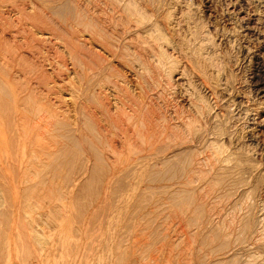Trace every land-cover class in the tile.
<instances>
[{"label":"rangeland","instance_id":"rangeland-1","mask_svg":"<svg viewBox=\"0 0 264 264\" xmlns=\"http://www.w3.org/2000/svg\"><path fill=\"white\" fill-rule=\"evenodd\" d=\"M132 1L141 8L142 13L145 12L144 16L142 14L144 18L141 20L142 24L134 29L139 33L158 24L155 29H161L162 31H159L165 36V41L170 43L162 41L164 44L161 45L170 56L169 61L175 63L172 74H167L166 65L162 67L168 59L163 60L161 68L157 58L154 57L156 62L150 57L148 60L152 58L151 62L147 60L149 64L152 63L150 70L143 72L138 65L139 61L136 62L134 57L130 56L132 59H127L129 58L127 56L122 60L109 55L106 37H103L106 38V42L103 41L105 47L101 44L100 38L96 39L98 35H94L95 38L91 42L88 36L90 27L85 28L89 23L86 0H0V87L3 85L7 89L3 88L6 94L3 92L2 96L0 95V106L2 107V103L8 106L5 108L7 111L10 108L8 101L12 102L10 105H14L15 102L11 109L15 110L16 114L15 111L11 114L19 116L20 113L21 117L19 119L17 116L18 119H15L18 121L15 122L13 119L10 122L7 121L8 115L4 116L0 111V264H211L214 261H219L220 264L230 262L243 264L251 260L252 264L264 263V80L262 82L260 80V76L264 79V0ZM89 14L91 15L90 12ZM93 16L95 19L96 15ZM93 23V28L96 26L93 31L97 32V23L96 21ZM112 23L114 24L113 20ZM111 24L110 30L113 28L112 31H116V24ZM89 47H93V52L89 53ZM99 54L107 60L103 62ZM89 58H93L97 63L103 62L104 68L100 74L94 72L91 82L93 84L87 81L85 75ZM89 84L93 86L94 98L92 95L89 96L92 94L88 90ZM141 85L144 92L149 93L145 94ZM99 87L103 88L102 91L98 90ZM8 91L12 94L17 91L15 94L18 95L14 94L15 100H10L11 93ZM98 92L102 94L99 98L106 95L104 97L108 103L109 114L107 111L104 112L106 121H103L105 126L108 122L107 129H114L113 116L117 117L120 114L124 116L122 109H125L130 116L133 114L130 122L134 125L131 128V140L137 141L138 145L142 142L141 136L146 138L150 136V142H154L153 147L144 150L143 153L141 150L137 156L134 151L128 150L127 138L110 130L115 139L120 140L118 144L124 146L118 149V153H121L118 156L127 159L128 153H133L135 156L133 154L129 156L132 160L137 159L134 160L136 163L132 162L131 167L127 166L128 170L126 167L117 170L119 175L123 176V178L119 176L121 179L119 184L108 183L103 173L98 184L92 183L88 186L79 180L64 182L60 177L75 165L73 160L70 162L73 165H65L63 162L64 166L62 162L60 163L61 167L55 169L58 175L56 178L50 179V176L46 175L48 179L46 178L43 183L37 184V181L32 180L33 182L26 181V184L23 180V173L26 170L22 159L29 158V149L33 143V149L37 144V152L39 149L50 148L58 154L63 149L64 142L61 141L63 138H60V135L65 132L54 123H66L67 120V123L71 122V131L73 133L74 130L76 135L70 133L71 131L67 135H72L77 145L80 143V146L75 144L76 148L72 152L75 151L74 154L77 153L79 157L84 158L85 155L80 154L82 150H86L80 127L85 120L82 119L85 118L84 107L87 100L94 102V99H96L94 105L99 106L100 99L96 97ZM7 94L10 95V99ZM22 97H25L23 98L25 101ZM21 107H24L25 111ZM172 109H175V116L171 113ZM173 116H178V119H174ZM180 119L186 120L187 125L196 121L195 124H191L196 126L192 128L189 126L194 130L191 132H195L192 134L194 142L184 143L183 146L174 144L175 139L182 136V132L187 133L181 126L185 121L181 123ZM19 120L23 121L21 125ZM37 121H40V128L47 126L49 130L52 128L50 132L53 131V134L49 136L55 138L57 135L56 140L51 141L46 136L44 139L46 145L42 139L40 141L42 143H37L36 140L35 144L32 138H37V133L27 130V126ZM146 121L150 127L148 130L141 126V123ZM176 123L178 125H175ZM176 126L181 130L180 135V130ZM23 128L27 131H23L25 130ZM54 130L58 133H54ZM22 131L29 140L23 137L24 133L20 134ZM213 132L216 135L214 137ZM170 133H173V136ZM133 134H136L135 137ZM170 136L174 137L171 142L174 146L168 144V147V141H172ZM213 139L219 141L218 143L222 141L226 146L220 144L225 147L230 146L225 148V151L229 149L228 152L233 154L228 165V162L226 165L224 162H221L224 165L213 162L215 164H211L213 170L209 164L202 165L201 167L205 169L199 170H203L205 179L203 177L202 181L190 183L192 187L185 184L186 182L182 186L178 185L179 181L168 182L162 178L165 177L163 159H168L177 151L176 156H183L188 149L194 150L196 146L197 151L202 153L198 157H207L212 151L209 150L211 148L204 146L210 140L214 141ZM47 143L51 144L46 147ZM22 144H28L30 147L25 146V150ZM238 156L242 161L240 164L237 163V166L235 158ZM77 163L79 166V162ZM87 166L82 168L84 171L87 170L85 172L91 167L90 164ZM37 167L36 170L42 171L46 168ZM52 170L53 168H48L45 171L50 175L55 172ZM113 171L115 172L111 169L105 170L109 174ZM205 171L209 174L204 173ZM78 172L83 173L79 168ZM33 184L34 188L31 186ZM179 186H182L187 198L188 196L190 198L189 201L186 200V204L176 203L175 199V202H172L173 199L169 200L168 195L175 194L177 191L175 189ZM198 211H201L199 216L196 215ZM243 222L249 223V227L242 233ZM218 235L219 240L224 239L226 243L228 242L226 249H220L217 238L213 239L215 236L219 237ZM255 237L260 241L254 240Z\"/></svg>","mask_w":264,"mask_h":264},{"label":"bare ground","instance_id":"bare-ground-1","mask_svg":"<svg viewBox=\"0 0 264 264\" xmlns=\"http://www.w3.org/2000/svg\"><path fill=\"white\" fill-rule=\"evenodd\" d=\"M87 2H88V4L87 3H85L86 5H87V7H86V11H87V17H89L90 18V20H88L87 19V21H89V23L88 24H86L85 26V28H88L89 29V27H90V31H88V29H87V31L89 32V34H88V36L90 37V41L91 42H93V38H95V36L96 35H98V38H96V39H98L99 40V38H100V40L102 41V45H103V43L104 42H106V38L108 39L107 40V44L108 45H106V46H108V53H109V55H111V56H117V57H119L120 59H126V57L128 56L129 58H127V59H130L131 57H134V60L136 61V62H138L139 61V67L141 68V70L143 71V72H149V70H150V65H152V63L151 64H149L148 63V61L149 62H151L150 60L152 59V58H157L156 60L160 63V67H161V64H162V62H163V60L165 61V59H168V60H166L167 62L166 63H164V64H162V67H164L165 65H166V69H168V70H165V71H167V74L168 75H170V73L172 74V70L174 69V64H173V61H169V59H170V56L164 51V49H163V47H162V45L161 44H164V43H162V41H164V42H167V40L165 41V36H163V33L161 32L162 30L161 29H159V30H161V31H159L158 29H155V26H157V25H155L154 27L152 26V28L151 29H144L142 32L141 31H139V33H138V31H136L135 29H134V27H138V25H141L142 23V21L141 20H143L144 18H143V16H144V13H142L141 12V8H139L138 6H136V4L134 3V1H132V0H86ZM2 2V1H1ZM56 2V1H55ZM64 2V1H63ZM70 2V1H69ZM137 2V1H136ZM16 3V2H15ZM72 4V3H71ZM52 5V4H51ZM63 5H64V3H63ZM85 5V6H86ZM142 5V4H141ZM22 6V5H21ZM84 6V7H85ZM15 8V7H14ZM85 9V8H84ZM20 10V9H19ZM17 11V10H16ZM84 12V11H83ZM89 12L91 13V15L89 14ZM96 15L95 16V19H94V14ZM142 14H143V16H142ZM115 15V16H114ZM147 16V15H146ZM146 16H145V19H146ZM114 17H115V19H114ZM143 18V19H142ZM149 18V17H148ZM111 20H113L114 21V24L113 25H115L116 24V31H112V29L110 30V24H111ZM93 21H96V25H97V28H98V30H97V32L95 31H93V29H95V27L96 26H94V28H93ZM145 21V20H144ZM144 21H143V23H144ZM147 21V20H146ZM86 23V22H85ZM141 23V24H140ZM111 24V25H112ZM38 25V24H37ZM145 26V25H144ZM118 27V28H117ZM114 28H115V26H114ZM137 29V28H136ZM15 30V29H14ZM108 30L110 31V32H108ZM135 32H134V31ZM138 30V29H137ZM141 30V29H140ZM22 33V32H21ZM95 35V36H94ZM103 37H106L105 39L103 38ZM102 38V39H101ZM168 38V37H167ZM88 41V40H87ZM104 41V42H103ZM113 41V42H112ZM171 42V44H172V41H170ZM100 43V42H99ZM167 43H169V42H167ZM18 44V43H17ZM105 44V43H104ZM140 44V46H138ZM170 44V43H169ZM104 47H105V45H103ZM20 47V46H19ZM103 47V48H104ZM89 49H90V51H89V53H91V52H93L92 51V49H93V47L91 48V47H89ZM106 49V48H105ZM106 49V50H107ZM18 50V49H17ZM104 50V49H103ZM23 51V50H22ZM18 53V52H17ZM107 53V54H108ZM32 54V53H31ZM92 55V54H91ZM90 55V56H91ZM22 56V55H21ZM40 56V55H39ZM89 56V57H90ZM103 56H105V55H103ZM131 56V57H130ZM99 57L100 58H102V60H103V62H104V60H107V59H105V57L103 58V57H101L100 56V54H99ZM150 57H152L150 60H148ZM93 58H94V56H93ZM93 58H89V62H88V65L87 64H85V65H87V73L85 74L86 76H87V78H88V82L89 83H91L92 81H93V77H94V75H95V73H98V74H100L99 72L101 71L102 72V70L104 69L103 68V66H102V64H103V62H101V63H97V62H95L94 60H93ZM155 58L153 59V61L155 60ZM96 59V58H95ZM132 59V58H131ZM1 60H3V57L1 58ZM6 60H7V58H6ZM32 60V59H31ZM85 60V59H84ZM101 60V61H102ZM148 60V61H147ZM155 60V61H156ZM41 61V60H40ZM98 61V60H97ZM131 61V60H130ZM133 61V60H132ZM131 61V62H132ZM152 61V62H153ZM156 61V62H157ZM175 61V60H174ZM177 61V60H176ZM10 62H12V61H10ZM126 62H127V60H126ZM131 62H129L130 64H131ZM2 63H4V61L2 62ZM128 63V62H127ZM132 63H134V61L132 62ZM5 64V63H4ZM12 64V63H11ZM156 64V63H155ZM106 65V64H105ZM112 65V64H111ZM1 66V65H0ZM81 66V65H80ZM157 66H159L158 64H157ZM3 67V66H2ZM5 67V66H4ZM50 67V66H49ZM155 67V66H154ZM161 67V68H162ZM11 68V67H10ZM34 68V67H33ZM111 68V67H110ZM109 68V70H111ZM176 68V67H175ZM2 69V68H1ZM6 69V68H5ZM4 69V70H5ZM15 69V68H14ZM113 69V68H112ZM85 71H86V69H85ZM96 71V72H95ZM169 71V72H168ZM28 72V71H27ZM30 72V71H29ZM95 72V73H94ZM23 73V72H22ZM31 73V72H30ZM35 73V72H34ZM43 73V72H42ZM46 73V72H45ZM44 73V74H45ZM102 74V73H101ZM108 74V73H107ZM144 74H146V73H144ZM164 74H166V73H164ZM3 75V74H2ZM15 75V74H14ZM24 75V74H23ZM150 75V74H149ZM256 75V74H255ZM21 76H22V74H21ZM25 76V75H24ZM31 76V75H30ZM46 76V75H45ZM167 76V75H166ZM43 77V76H42ZM139 77V76H138ZM150 77H152V75L150 76ZM168 77V76H167ZM259 77V76H258ZM45 78V77H44ZM112 78V77H111ZM141 78V77H140ZM143 78H144V76H143ZM24 79V78H23ZM150 79V78H149ZM164 79V78H163ZM22 80V79H21ZM101 80H103V78L101 79ZM154 80V79H153ZM260 80H261V82H262V80H264V79H262V77L260 76ZM24 81V80H23ZM52 81V80H51ZM96 81V80H95ZM108 81V80H107ZM34 82V81H33ZM45 82V81H44ZM97 82H98V80H97ZM109 82V81H108ZM146 81H143V83H145ZM168 82V81H167ZM11 83H13V82H11ZM104 83V82H103ZM91 84H93V83H91ZM107 84V83H106ZM111 84V83H110ZM148 84V83H147ZM2 85V84H1ZM53 85V84H52ZM97 85V84H96ZM143 85V84H142ZM141 85V86H142ZM146 85V84H145ZM157 85V84H156ZM168 85V84H167ZM25 86V85H24ZM99 86H101V85H99ZM103 86V85H102ZM149 86V84L147 85V87ZM2 87V88H1ZM0 87V95L2 96V94H3V92H5L4 90L6 89L3 85ZM35 87V86H34ZM53 87V86H52ZM166 87V86H165ZM3 88H5L4 90H3ZM22 88V87H21ZM32 88V87H31ZM38 88V87H37ZM54 88V87H53ZM96 88V87H95ZM144 87L142 86V90H143V92H144V89H143ZM150 88V87H149ZM30 89V88H29ZM91 89H93V86H90V84H89V86H88V90L89 91H91L92 92V94H89V96L90 95H92V98H94L93 97V95H95V92H94V89L93 90H91ZM101 90V89H103V88H98V90ZM145 89H147V88H145ZM260 89V88H259ZM7 90V89H6ZM14 90V89H13ZM25 90V89H24ZM97 90V89H96ZM141 90V91H142ZM165 90V89H164ZM171 90V89H170ZM15 91V90H14ZM22 91L23 90H21V93L20 94H22ZM30 91V90H29ZM53 91V90H52ZM102 91V90H101ZM215 91V90H214ZM259 91V90H258ZM8 92H10V91H8ZM17 92V91H16ZM16 92H13L14 94L16 93ZM26 92V91H25ZM11 93V92H10ZM99 93V92H98ZM145 94H147V93H149L148 91H145L144 92ZM143 93V94H144ZM217 93V92H216ZM5 94H6V92H5ZM4 94V95H5ZM12 94L11 93V99H10V95H8L7 94V96H9V99L10 100H15L14 99V96L15 95H18V93L17 94ZM106 94V93H105ZM13 95V96H12ZM27 95H29V94H27ZM100 95H102L101 93H99L98 94V96H96V97H100ZM131 95V94H130ZM158 95V94H157ZM32 96H33V94H32ZM35 96V95H34ZM104 96H106V95H104ZM101 97V98H99L100 99V102L98 101V103H99V106L98 105H94V102H95V100L96 99H94V102H92V100H87V102H86V104L84 103V105H86L84 108H85V118H82V119H85L82 123H83V125L79 122V124H81L82 126H80L81 127V129H82V131H83V137H84V142L83 143H85L84 145L86 146V150L84 149V150H82L81 152H80V150L79 149H76L77 150V152L79 151L80 152V154H82V155H85L84 156V158H82L81 156L79 157L78 156V154L76 153V154H74V152L75 151H73L72 152V150L74 149V148H76V141L74 140V137L72 136V135H67V133L68 132H70L71 131V122H70V118H69V122L70 123H67V121H66V123H63V122H59V123H54V124H57L58 125V128H61V129H63L64 130V132L65 133H61V135H60V138H63V140H61V141H63L64 142V145H63V143H61L63 146H62V150H61V153H59L60 151V149L58 150L59 152H58V154L57 153H55V152H57V151H55V150H51L50 148L48 149V148H45V149H39V151L37 152L36 150H38V147H36V140H37V143H39L40 141H42V140H44L45 138H46V136H48L49 138H50V140L52 141V140H56L55 138L56 137H58L57 135H56V137L54 138V137H52V136H49V135H51V134H53V131H52V133L50 132V130L52 129V128H50V130L49 129H47L48 128V126L47 127H42V128H40L41 126L39 125V122L40 121H37L35 124H33V123H30V126L28 125H26L27 127H25V128H27V130H33V131H36V133H37V138H35V139H33L32 138V140H33V142H35V146H34V149L32 148V146L34 145V143H33V145H31L32 143H30V145H31V147L28 145L29 143V141H27L26 139V141H27V143L28 144H22V147H23V149H25L26 150V148L28 147H30V155H29V158L27 157V158H25V159H22V163H23V165L25 166V170H26V172H24L23 173V180L25 181V183H26V181H31V182H33L32 180H34V181H37V184L38 183H43L45 180H46V175L50 178V179H53V178H56L58 175L56 174V171H55V169H57V168H60L61 167V164H63L64 165V163H65V165H69V164H72V163H70V162H75V165L73 166V167H71V168H69V172L67 173H65V175H62L61 177H60V174H59V177L60 178H62V180L64 181V182H68V183H70V181H75V180H79L80 181V183H81V181L82 182H84L85 184H87L88 186L89 185H91L92 183L94 184V183H97L98 184V182H101L100 180H102V173L103 174H105V179L106 180H108V183H113V184H119V181L121 180L120 179V177L119 176H122V175H119V173L117 172V170H119L120 168H125L126 167V169L128 170L129 168H127V166H129V167H131V164H132V162H135V161H137V159L134 161V160H132V157H130L129 156V154L130 155H132L133 153H135L136 155H137V153L138 152H140L141 150H142V153H143V151L144 150H148V149H151L152 147H153V143L154 142H150V140L151 139H149V138H151L150 136H149V138L147 137H142L141 135V138H143L141 141V143L140 144H138V145H136V143H137V141L135 142L134 140H131V128H133L132 126H134V125H132V124H130V122H131V119H132V115L130 116V114L125 110V109H122V112H123V114H124V116H121V114L120 115H118L117 117H114L113 116V118H114V129H111V128H109V129H107V126H108V122H107V126H105V124H104V122L106 121V119H105V114L107 113V114H109V110H108V108H107V101H106V99H105V97ZM141 96V95H140ZM160 96V95H159ZM19 97V96H18ZM125 97V96H124ZM152 97V96H151ZM200 97V96H199ZM25 99V97H22V100H24ZM36 98V97H35ZM77 98V97H76ZM154 98V97H153ZM27 99V98H26ZM88 99H90V98H88ZM109 99V98H108ZM199 99V98H198ZM3 100V99H2ZM1 100V101H2ZM12 100V101H13ZM21 100V99H20ZM19 100V101H20ZM36 100V99H35ZM57 100V99H56ZM85 100V99H84ZM98 100V99H97ZM7 101H8V98H7ZM25 101V100H24ZM141 101H143V100H141ZM193 101V100H192ZM17 102V101H16ZM22 102V104H23V101H21ZM27 103H28V101H26ZM139 102V101H138ZM170 102V101H169ZM197 102V101H196ZM200 102V101H199ZM11 104L12 102H10V101H8V104ZM26 103V104H27ZM30 103V102H29ZM56 103V102H55ZM96 103V102H95ZM174 103V102H173ZM9 104V106H10V108H9V110H5V108L6 107H8V106H5V105H3V103H2V107H4V108H2L1 106V110L0 111H2L1 113L4 115V116H7L8 115V118H7V121H10V122H12V120L13 121H15V120H17L18 119V117H19V119L21 118L20 117V113H19V116H18V114L17 115H15L16 114V111H15V114L13 115V114H11V112L13 111L11 108V106H14L15 105V102H14V105H10ZM118 104V103H117ZM138 104V103H137ZM140 104V103H139ZM163 104V103H162ZM191 104H193V103H191ZM197 104V103H196ZM200 104V103H199ZM198 104V105H199ZM216 104V103H215ZM0 105H1V102H0ZM17 105V104H16ZM24 105V104H23ZM22 105V106H23ZM173 105V104H172ZM205 105V104H204ZM18 106L20 107V105L18 104ZM26 106V105H25ZM36 106V105H35ZM59 106V105H58ZM145 106V105H144ZM195 106V105H194ZM27 107V106H26ZM83 107V106H82ZM110 107V106H109ZM176 107H177V105H176ZM179 107V106H178ZM198 107V106H197ZM22 109L24 108V107H21ZM21 108H19V109H21ZM132 108V107H131ZM147 108V107H146ZM149 108V107H148ZM194 108V107H193ZM7 109V108H6ZM25 109V108H24ZM23 109V110H24ZM36 109H38V108H36ZM121 109V108H120ZM130 109V108H129ZM134 109V108H133ZM150 109V108H149ZM178 109V108H177ZM180 109V108H179ZM200 109V108H199ZM198 109V110H199ZM5 110V112L7 113V114H5V112L3 113V111ZM39 110V109H38ZM136 110V109H135ZM142 110H144V109H142ZM175 110V109H174ZM174 110L172 109L171 111V113H172V115H174ZM197 110V111H198ZM13 111V112H14ZM25 111V110H24ZM24 111H23V113H24ZM57 111V110H56ZM81 111V110H80ZM107 111V112H106ZM146 111V110H145ZM150 111V110H149ZM177 111V110H176ZM194 111H196V109H194ZM207 111V110H206ZM12 112V113H13ZM31 112H33V109H32V111ZM43 112V111H42ZM104 112H106V113H104ZM178 112V111H177ZM177 112H175V113H177ZM182 112L183 111H181V114H182ZM22 113V114H23ZM26 113H27V111H26ZM36 113V112H35ZM64 113V112H63ZM62 113V114H63ZM66 113V112H65ZM114 113V112H113ZM118 113H120V112H118ZM135 113V112H134ZM142 113H144L143 111H142ZM155 113V112H154ZM198 113H200V110L198 111ZM202 113H204V112H202ZM10 114L12 115V116H10ZM180 114V115H181ZM185 114V113H184ZM193 114V113H192ZM2 115V116H3ZM147 115V114H146ZM176 115V114H175ZM174 115V116H175ZM179 114H178V116H180ZM195 115V114H194ZM18 116V117H17ZM25 116V115H24ZM24 116H22V117H24ZM26 116H27V114H26ZM49 116V115H48ZM62 116H64V115H62ZM81 116V115H80ZM82 116H83V114H82ZM143 116H145V115H143ZM148 116V115H147ZM147 116H145V117H147ZM173 116V117H174ZM178 116L177 117H174V119L176 118V119H178ZM183 115H181V117H182ZM192 116V115H191ZM206 116V115H205ZM41 117V116H40ZM47 117V116H46ZM65 117V116H64ZM160 117V116H159ZM163 117V116H162ZM184 117V116H183ZM199 117V116H198ZM3 118V117H2ZM15 118H17V119H15ZM61 118V117H60ZM166 118H169V117H166ZM186 118H188V116H186ZM185 118V119H186ZM193 118H195V117H193ZM192 118V119H193ZM200 118V117H199ZM199 118H197L198 120H200ZM222 118H224V117H222ZM1 119V118H0ZM39 119V118H38ZM40 119H42V118H40ZM54 119V118H53ZM73 119V118H72ZM112 119V118H111ZM134 119V118H133ZM161 119V118H160ZM170 119H172V118H170ZM170 119H168L169 121H170ZM189 119V118H188ZM187 119V120H188ZM21 120H23V119H21ZM21 120H19L20 121V125L22 124L21 122H23V121H21ZM147 120V119H146ZM155 120V119H154ZM166 120V119H165ZM181 120V119H180ZM184 120V119H183ZM183 120H181L180 122L182 123V121ZM202 120V119H201ZM2 121V120H1ZM7 121H5L6 123H7ZM18 121V120H17ZM53 121V120H52ZM72 121V120H71ZM104 121V122H103ZM141 121V120H140ZM139 121V122H140ZM167 121V120H166ZM168 121V122H169ZM177 121H179V120H177ZM185 121V125L184 124H182L181 126L182 127H184L185 129L184 130H186L187 131V133H185V131L184 132H182L181 133V137H182V140H181V137H179L178 135H176V136H178L179 138L178 139H180V141L178 140V139H175L176 141L178 140V142H176L175 140V143L174 144H178V146H181V144H182V146L184 145V143H192V141L194 142V138H192V134L194 135V133L193 132H191V131H194V130H192L191 128L192 127H194V126H196V125H194V126H191V124L192 123H194L195 124V122H192V123H190V121H191V119L189 120V122L188 123H190V125H187V123H186V120H184ZM183 121V122H184ZM194 121V120H193ZM204 121V120H203ZM16 122V121H15ZM25 122V121H24ZM30 122V121H29ZM29 122H27V123H29ZM43 122V121H42ZM78 122V121H77ZM77 122H75V124L77 123ZM112 122V121H111ZM153 122V121H152ZM201 122V121H200ZM74 123V122H73ZM103 123V124H102ZM146 123H148L147 121L146 122H142L141 124V126H142V128L144 129V130H148L150 127H149V124L147 125ZM180 123V124H181ZM8 124H10V123H8ZM8 124H6V125H8ZM140 124V123H139ZM169 124V123H168ZM171 124V123H170ZM199 124V123H198ZM201 124V123H200ZM206 124V123H205ZM32 125V126H31ZM74 124H72V126H73ZM109 125H111V124H109ZM155 125V124H154ZM153 125V126H154ZM175 125H178L177 123L175 124ZM174 125V126H175ZM217 125V124H216ZM53 126H56V125H53ZM77 126V125H76ZM138 126V128L140 127L139 125H137ZM189 126H191V128H189ZM198 126V125H197ZM200 126V125H199ZM198 126V127H199ZM8 127H9V125H8ZM18 128H19V125L17 126ZM17 127H14L13 126V128H17ZM21 127V126H20ZM79 126H77V128H78ZM79 127V128H80ZM109 127H112V126H109ZM165 127V126H164ZM181 127V129H183ZM204 127V126H203ZM25 128H23V129H25ZM55 128V127H54ZM53 128V129H54ZM75 128V127H74ZM73 128V129H74ZM141 128V129H142ZM175 128V127H174ZM176 128H178L177 126H176ZM175 128V129H176ZM197 128V127H196ZM220 128V127H219ZM7 128H5V130H6ZM8 129H10V128H8ZM7 129V130H8ZM21 129V128H20ZM60 129V130H61ZM140 129V130H141ZM142 129V130H143ZM171 129H173V128H171ZM188 129V130H187ZM198 129V128H197ZM216 129V128H215ZM17 130H19V129H17ZM16 130V131H17ZM26 129L25 130H23V131H27ZM59 130V131H60ZM77 130V129H76ZM110 130H113V133L114 134H119L120 136H122V137H124V138H127L126 140H129V142L127 143V147H128V150H130V151H134L132 154L131 153H128V156L130 157V158H128V156H127V159H122V158H120L118 155H121V153L119 154L118 153V149L121 147H124V146H122V145H120V144H118L119 142L118 141H120V140H116L115 139V137H114V134H112V133H110ZM178 130H180V128H178ZM202 130H203V128H202ZM15 131V132H16ZM21 132L20 134H22V133H24L25 134V132ZM55 131V130H54ZM62 131V130H61ZM138 131V130H137ZM154 131V130H153ZM170 131H172V130H170ZM169 131V132H170ZM183 131V130H182ZM200 131V130H199ZM212 131V130H211ZM213 131H214V129H213ZM11 132V131H10ZM79 132H81V130L79 131ZM145 132V131H144ZM149 132V131H148ZM175 132V131H174ZM173 132V133H174ZM180 132H181V130L179 131V135H180ZM217 132V131H216ZM220 132V131H219ZM222 133H223V130L221 131ZM7 133V132H6ZM54 133H58V132H54ZM70 133H72V131L70 132ZM69 133V134H70ZM137 133V132H136ZM173 133L171 134L170 133V135H172L173 136ZM185 133V134H184ZM3 134V133H2ZM73 135L75 134L74 133V130H73V133H72ZM147 134V133H146ZM217 134V133H216ZM76 135V134H75ZM74 135V136H75ZM115 135V136H116ZM134 135V134H133ZM132 135V136H133ZM136 135V134H135ZM135 135H134V137H135ZM144 135V134H143ZM174 135V136H175ZM195 135H197V134H195ZM202 135V134H201ZM207 135V134H206ZM14 136V135H13ZM23 136V135H22ZM35 136V135H34ZM79 136V135H78ZM139 136V137H140ZM158 136H160V134L158 135ZM168 136V135H167ZM172 136H170L169 138L172 140L173 138H172ZM204 136V135H203ZM202 136V137H203ZM210 136V135H209ZM209 136L207 137L208 139H209ZM214 136H216L215 135V133L213 132V137ZM223 136V135H222ZM23 137H26V134H25V136H23ZM22 137V139H24ZM51 137H52V139H51ZM118 137V136H117ZM133 137V138H134ZM155 137V136H154ZM166 137V136H165ZM205 137V136H204ZM203 137V138H204ZM211 137V136H210ZM221 137V136H220ZM219 137V138H220ZM224 137V136H223ZM17 139H18V137H16ZM26 138H28V136L26 137ZM48 138V139H49ZM59 138V139H60ZM120 138V137H119ZM176 138V137H175ZM216 138H218V137H216ZM16 139V140H17ZM21 139V140H22ZM42 139V140H41ZM59 139H57L58 141H60ZM76 139H77V136H76ZM118 139V138H117ZM136 139H137V137H136ZM152 139H154L153 137H152ZM158 139V138H157ZM196 139V138H195ZM200 139H201V137H200ZM4 140V139H3ZM19 141H20V139H18ZM24 140V141H25ZM28 140H29V138H28ZM65 140V141H64ZM78 140V139H77ZM121 140H122V138H121ZM125 140V141H126ZM205 140H206V138H205ZM214 140V139H213ZM220 140V139H219ZM232 139H230V141H231ZM15 141V140H14ZM23 141V140H22ZM60 141V142H61ZM139 141V140H138ZM155 141V140H154ZM166 141H168L167 139H166ZM165 141V142H166ZM199 141V140H198ZM198 141H197V143H198ZM207 141H209V140H207ZM207 141H204V143L205 142H207ZM217 140H214V141H211L210 140V142H207V144L205 145L204 143V147H208V149L209 148H211V149H209V150H211L212 152H210L207 148H205L206 149V151H208V152H210L211 153V155H207V157H198V156H200V154H202V153H199L198 151H197V149H196V147L194 148V150L193 149H188V152L186 153V154H184L183 156H181L179 153H181V152H179L178 153V155H180V156H176V154H177V152H176V154H172L173 155V157H172V155H171V157L169 156V158L168 159H163L161 162H162V165L164 164L165 165V169H163L164 171H165V177H162V178H165L168 182L170 181H179V183H178V185L180 184V185H182V186H184L183 184L185 183V184H190V183H192V182H194V181H202V179H203V177H204V179H205V174L203 175V170H199V169H201L203 166H205V164H209V167H210V169L211 170H213L212 168H213V165H211V164H214L213 162H215V164H216V162H218V163H223L224 162V164L226 165V163H227V165L229 164V161H230V159L232 160V157H233V154H232V152L230 153V152H228V150L227 151H225V148L227 149L228 147L230 148V146H228V147H225L226 146V144L224 143H222V141L220 142V143H222L223 145H225V146H223L222 144H220V143H218V142H216ZM17 142V141H16ZM44 142H45V140H44ZM47 142H48V140H47ZM60 142H58V144H60ZM122 142V141H121ZM164 142V143H165ZM169 143H167V146L169 147V145L171 144V142H173V140L172 141H168ZM200 142V141H199ZM228 142V141H227ZM232 142V141H231ZM14 143V142H13ZM20 143H21V141H20ZM40 143H42V142H40ZM53 143V142H52ZM54 143H56V142H54ZM82 143V142H81ZM209 143V144H208ZM48 144H51V143H47V146L46 147H48ZM76 144V145H75ZM80 144V143H79ZM78 144V145H79ZM166 144V143H165ZM164 144V145H165ZM169 144V145H168ZM227 144H229V143H227ZM231 144V143H230ZM39 146H40V144H38ZM44 145H46V142H45V144ZM44 145H42L41 144V146H44ZM54 145V144H53ZM57 144H55L54 146H56ZM77 145V146H78ZM159 145H160V143H159ZM171 145H173V143L171 144ZM185 145H187V144H185ZM190 145H192V144H190ZM194 145V144H193ZM192 145V146H193ZM13 146V145H12ZM16 146V145H15ZM25 146H26V148H25ZM80 146V145H79ZM158 146V145H157ZM167 146H165V147H167ZM174 146V145H173ZM176 146V145H175ZM198 146H200V145H198ZM49 147H50V145H49ZM61 147V146H60ZM126 147V148H127ZM160 147V146H159ZM162 147V146H161ZM167 147V148H168ZM44 148V147H43ZM164 148V147H163ZM193 148V147H192ZM56 149V148H55ZM83 149V148H82ZM159 149V148H158ZM177 149V148H176ZM204 149V150H205ZM25 150H23V151H25ZM28 150V149H27ZM163 150V149H162ZM166 150V149H165ZM169 150V149H168ZM167 150V151H168ZM202 150H203V148H202ZM179 151H181V150H179ZM182 151H185V150H182ZM199 151H201L200 149H199ZM231 151V150H230ZM14 152V151H13ZM145 152V151H144ZM159 152V151H158ZM203 152V151H202ZM224 152H228V153H224ZM24 153V152H23ZM55 153V154H54ZM141 153V152H140ZM153 153V152H152ZM170 153V152H169ZM184 153V152H183ZM207 153V152H206ZM223 153H224V157L222 156L223 155ZM243 153V152H242ZM57 154V155H56ZM139 154V153H138ZM147 154V153H146ZM156 154H157V152H156ZM171 154V153H170ZM182 154V153H181ZM205 154V153H204ZM226 154V155H225ZM228 154V155H227ZM134 155V154H133ZM140 155V154H139ZM135 156V155H134ZM138 156V155H137ZM201 156H206V155H201ZM209 156V157H208ZM79 157V158H78ZM149 157V156H148ZM77 158V159H76ZM145 159H146V157H144ZM151 158V157H150ZM153 158V157H152ZM170 158H172V159H170ZM239 158V156L237 157V158H235L236 159V161H235V163L237 164V163H239L240 164V162L242 161V160H240V159H238ZM234 159V158H233ZM73 160V161H72ZM138 160H141V158L139 159L138 158ZM154 160V159H153ZM246 160V159H245ZM79 162V166H78V163L77 162ZM62 162V163H61ZM64 162V163H63ZM142 162V161H141ZM160 162V161H159ZM160 162V163H161ZM232 162V161H231ZM230 162V163H231ZM246 162V161H245ZM61 163V164H60ZM122 163V164H121ZM136 163V162H135ZM139 163V162H138ZM221 163V164H222ZM233 163H234V161H233ZM247 163H249L248 161H247ZM87 164H90L91 165V167L89 168V171L88 172H85V171H87V170H83L84 169V167L86 168V166H87ZM123 164H124V166H123ZM134 164V163H133ZM167 164V165H166ZM214 164V165H215ZM224 164H222V165H224ZM235 164V165H236ZM64 165V166H65ZM73 165V164H72ZM76 165H77V167H76ZM136 165V164H135ZM164 165H163V167H164ZM203 165V166H202ZM211 165V166H210ZM218 165V164H217ZM216 165V166H217ZM243 165V164H242ZM37 166H43V168L44 167H46V168H44L45 170H47L48 168L49 169H51V168H53V174H50L49 175V173H46L47 171H42V169L41 170H36V167ZM63 166V167H64ZM71 166V165H70ZM70 166H67V167H70ZM151 166V165H150ZM202 166V167H201ZM237 166H238V164H237ZM66 167V168H67ZM152 167V166H151ZM154 167H155V165H154ZM162 167V168H163ZM200 167V168H199ZM207 167V166H206ZM208 167V168H209ZM212 167V168H211ZM220 167H221V165H220ZM235 167V166H234ZM31 168H34V170L32 171V169ZM38 168V167H37ZM65 168V167H64ZM77 168V169H76ZM78 168L79 169H81L82 170V172L83 173H79L78 172ZM83 168V169H82ZM87 168H88V166H87ZM161 168V169H162ZM237 168H240V167H237ZM107 169H111V170H115V172L113 171V173L111 174H109V173H106L105 172V170L107 171ZM157 169V168H156ZM202 169H205V167L204 168H202ZM223 169V168H222ZM227 169V168H226ZM225 169V170H226ZM75 170V171H74ZM77 170V171H76ZM210 170V171H211ZM231 170V169H230ZM60 171V170H59ZM67 171H68V169H67ZM120 171V170H119ZM201 171V172H200ZM229 171V170H228ZM50 172V171H49ZM81 172V171H80ZM101 172V173H100ZM105 172V173H104ZM193 172V173H192ZM58 173V172H57ZM73 173H78V174H76V175H74ZM100 173V174H99ZM158 173V172H157ZM187 173H189V174H191L192 173V175L194 174V176H192V175H187ZM204 173H208V172H204ZM218 173V172H217ZM221 173V172H220ZM223 173V172H222ZM73 174V175H72ZM128 174V173H127ZM154 174V173H153ZM209 174V173H208ZM57 175V176H56ZM123 175H125V174H123ZM133 175V174H132ZM158 175V174H157ZM127 176V175H126ZM151 176V175H150ZM153 176V175H152ZM159 176V175H158ZM190 176H192V177H190ZM58 177V178H59ZM125 177V176H124ZM128 177V176H127ZM207 177V176H206ZM224 177V176H223ZM59 178V179H60ZM121 178H123V176L121 177ZM152 178V177H151ZM162 178H160V179H162ZM185 178V179H184ZM228 178V177H227ZM48 179V178H47ZM126 179V178H125ZM201 179V180H200ZM203 179V180H204ZM55 180V179H54ZM57 181H58V179H56ZM155 180V179H154ZM154 180H151V181H154ZM208 180V179H207ZM209 181V180H208ZM48 182V181H47ZM166 182V181H165ZM167 182V183H168ZM120 183H122V182H120ZM27 184V183H26ZM34 184H36V183H34ZM34 184L33 185H31V186H33L32 188H34ZM208 184V183H207ZM29 185H30V183H29ZM174 185V184H173ZM176 185V184H175ZM177 185V186H178ZM172 186V185H171ZM181 186V187H182ZM194 186V185H193ZM28 187H30V186H28ZM43 187V186H42ZM180 187V186H179ZM177 188V189H175V190H177V191H175V190H173V191H175V194L173 193V191H171V193H173V194H170V195H168L169 196V200L170 199H173L172 200V202L174 201V199L176 200V203H184V204H186L187 203V199H188V201L190 200V198H189V196H188V198H187V195L184 193L185 191L180 187V188ZM188 187V186H187ZM189 187H192V185L190 184L189 185ZM31 188V189H32ZM78 188V187H77ZM169 188H170V186H169ZM169 188H167V189H169ZM171 188H174V187H171ZM181 189V190H180ZM188 189V188H187ZM33 190V189H32ZM30 191V190H29ZM28 191V192H29ZM48 191V190H47ZM164 191V190H163ZM25 192H27V189L25 190ZM165 192V191H164ZM194 192V191H193ZM198 192V191H197ZM30 193V192H29ZM188 193H190V192H188ZM192 193V192H191ZM247 193V192H246ZM50 194V193H49ZM87 194V193H86ZM177 194H178V196H177ZM198 194V193H197ZM193 195H194V193H193ZM242 195V194H241ZM167 196V197H168ZM174 196V197H173ZM175 196H177V197H175ZM194 199V198H193ZM192 200V199H191ZM171 202V201H170ZM175 202V201H174ZM192 203V202H191ZM237 203V202H236ZM175 204V203H174ZM188 205H189V202H188ZM174 206V205H173ZM177 206V205H176ZM185 207V206H184ZM212 207V206H211ZM181 208H182V206H181ZM186 209V208H185ZM187 209H189L188 207H187ZM195 209V208H194ZM199 209V208H198ZM210 209V208H209ZM184 210V209H183ZM202 210V209H201ZM186 211V210H185ZM188 211V210H187ZM208 212V211H207ZM194 213H196L195 211H194ZM203 213V212H202ZM201 214V211H198L197 212V214L196 215H200ZM210 215V214H209ZM245 215V214H244ZM242 216V215H241ZM197 218H199V217H197ZM194 219H195V217H194ZM244 220V219H243ZM200 221V220H199ZM198 221V222H199ZM190 222V221H189ZM194 223V222H193ZM195 226V225H194ZM200 226V225H199ZM198 226V228H200ZM187 227H188V225H187ZM249 227V223H244L243 222V225H242V233H243V231H245V229L246 228H248ZM241 228V227H240ZM239 228V229H240ZM214 229V228H213ZM222 229V228H221ZM231 229V228H230ZM204 230V229H203ZM202 230V231H203ZM240 230V231H241ZM252 230V229H251ZM253 230H254V228H253ZM262 230H263V228H262ZM261 230V231H262ZM239 231V232H240ZM215 232V231H214ZM225 232V231H224ZM232 232V231H231ZM256 232V231H255ZM264 232V231H263ZM261 233V232H260ZM214 234V233H213ZM256 234V233H255ZM261 234H263V233H261ZM209 235V234H208ZM214 235H216V233L214 234ZM241 235V234H240ZM239 235V236H240ZM253 235H254V233H253ZM259 235V234H258ZM219 236V235H218ZM211 237V236H210ZM230 237V236H229ZM250 237V236H249ZM261 237V236H260ZM216 238H217V242H218V245H219V247H220V249H226L225 247L226 246H228V242L226 243V241L223 239V240H219L220 239V236L219 237H216L215 236V238H213L214 240H216ZM240 238V237H239ZM213 239H212V241H213ZM241 239V238H240ZM248 239V238H247ZM254 240H257L256 239V237L255 238H253ZM259 239V238H258ZM204 240H205V238H204ZM229 240V239H228ZM236 240H237V238H236ZM237 241H239V240H237ZM236 241V242H237ZM260 241V240H259ZM258 240H257V242H259ZM201 242H203V241H201ZM232 242V241H231ZM253 242H256V241H253ZM204 243V242H203ZM249 243V242H248ZM247 243V244H248ZM262 243V242H261ZM198 244V243H197ZM241 243L239 242V245H240ZM244 244V243H243ZM251 244H252V242H251ZM255 244V243H254ZM205 245V244H204ZM208 245V244H207ZM209 245H212V244H209ZM215 245V244H214ZM217 245V244H216ZM217 245V246H218ZM253 246V245H252ZM202 247H204V246H202ZM206 248H207V246H205ZM218 247V248H219ZM200 248H201V246H200ZM217 248V249H218ZM228 248V247H227ZM255 248V247H254ZM202 249V248H201ZM216 249V250H217ZM247 250V249H246ZM211 251V250H210ZM215 251V250H214ZM240 251V250H239ZM241 251H243V250H241ZM252 251V250H251ZM219 252V251H218ZM231 252V251H230ZM226 253V252H225ZM237 253V252H236ZM207 254H209V253H207ZM248 254V253H247ZM210 256V255H209ZM208 256V257H209ZM215 256V255H214ZM214 256H213V259H214ZM228 256H230V255H228ZM236 256V255H235ZM204 257V256H203ZM211 257V256H210ZM217 257V256H216ZM232 257V256H231ZM245 257V256H244ZM247 257V256H246ZM250 257V256H249ZM235 258V257H234ZM248 258V257H247ZM246 259V258H245ZM252 259V258H251ZM250 259V260H251ZM202 260V259H201ZM224 260H226V259H224ZM256 260V259H255ZM252 261V260H251ZM250 261V262H251ZM249 261H246L245 263H243V264H252V263H250ZM254 262V261H253ZM260 262H262V261H260ZM220 264V262L219 261H214L213 263L211 262V264ZM204 264V263H203ZM222 264H234V262H230V263H222ZM242 264V263H241ZM254 264V263H253ZM259 264H264V263H259Z\"/></svg>","mask_w":264,"mask_h":264}]
</instances>
